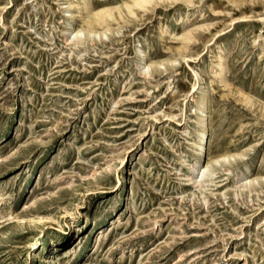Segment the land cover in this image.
<instances>
[{
  "label": "rangeland",
  "instance_id": "1",
  "mask_svg": "<svg viewBox=\"0 0 264 264\" xmlns=\"http://www.w3.org/2000/svg\"><path fill=\"white\" fill-rule=\"evenodd\" d=\"M135 1L0 0V264H264V0Z\"/></svg>",
  "mask_w": 264,
  "mask_h": 264
},
{
  "label": "bare ground",
  "instance_id": "2",
  "mask_svg": "<svg viewBox=\"0 0 264 264\" xmlns=\"http://www.w3.org/2000/svg\"><path fill=\"white\" fill-rule=\"evenodd\" d=\"M145 0H136L135 4L136 5H142V3ZM108 12H105L107 14ZM104 16L101 14H96L94 16V20H88L87 24L89 26L93 25V22H102L104 21ZM87 33L89 36L93 34L92 30H88ZM82 31H77L74 35L73 38L76 37L77 35H81ZM72 37V36H71ZM140 58L142 57V52H140ZM218 67L222 68L221 62L218 63ZM206 96H201L197 100V110L202 114V117L200 120L196 121V134L194 137V140L192 141V150L194 151V156L187 161L186 166H187V173H186V178L190 184L194 185V187H197L198 189H203L204 190V183L205 182H210L212 183L213 180L209 179L210 176L215 174V171L212 169L213 165H217L220 162L228 161L230 158H235V156H220L217 158H214L212 160H205V156L207 153V144L209 143V134L207 130V124H206V119L203 118L205 117L206 110L203 108L205 107L206 104ZM207 109V108H206ZM240 157V156H237ZM235 161V159H234ZM206 163V165H205ZM250 166H245V168L235 174L236 178V187L239 190H248L251 191V187L253 186L254 183H258L257 178H252L249 179L247 177L243 179H239L240 175L243 176L248 170ZM260 180H264V178H260ZM87 222V219H86ZM49 264H56V262L53 260V258L50 259Z\"/></svg>",
  "mask_w": 264,
  "mask_h": 264
}]
</instances>
